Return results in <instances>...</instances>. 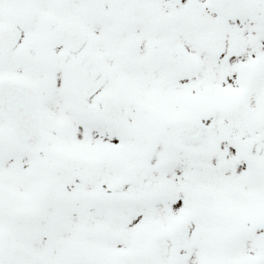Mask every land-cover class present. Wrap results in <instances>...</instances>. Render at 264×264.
Listing matches in <instances>:
<instances>
[{
	"label": "snow or ice",
	"instance_id": "6c2138e0",
	"mask_svg": "<svg viewBox=\"0 0 264 264\" xmlns=\"http://www.w3.org/2000/svg\"><path fill=\"white\" fill-rule=\"evenodd\" d=\"M0 264H264V0H0Z\"/></svg>",
	"mask_w": 264,
	"mask_h": 264
}]
</instances>
